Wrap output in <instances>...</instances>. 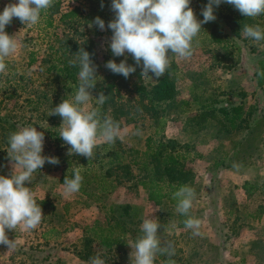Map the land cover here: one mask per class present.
<instances>
[{
  "label": "rangeland",
  "instance_id": "1",
  "mask_svg": "<svg viewBox=\"0 0 264 264\" xmlns=\"http://www.w3.org/2000/svg\"><path fill=\"white\" fill-rule=\"evenodd\" d=\"M15 2L0 0V12ZM207 3L208 0H191L197 20H203L201 12ZM68 8L78 9L81 17L88 15L91 22L99 17L105 22V30L80 23L77 32L70 33L58 21L61 12ZM214 15L216 19L202 24L194 38L190 58L182 60L169 53L171 65L166 72L175 82L176 94L172 102L158 108V114L164 117L162 136L165 132L163 137L180 146L178 174L184 185L196 193L188 216L179 214L176 206L165 200L152 207L146 202V192L133 179H121L117 185L115 180L108 179L113 185L108 193L83 195L91 203L87 199L78 201L86 213L95 211L83 204L93 203L101 209L110 205L113 210L106 219L96 213L93 220L86 214L81 216L83 220H73L79 208L73 201L67 203L66 214L62 213L61 197L65 195L61 192V177L69 176L85 157L68 155L70 146L59 137L61 118L48 116L63 99L71 100L75 94L63 91L59 64L54 70H46L50 56L61 55L57 41L68 43L64 52L68 59L75 58L81 47L90 53L97 69V88L91 93L94 98L90 108L103 107L101 119L111 117L118 123L123 139H117L115 147L140 151L145 146L144 138L153 137L147 112L140 110L128 93L135 73L124 78L108 70L103 62L109 57L120 63V59L130 55L115 57L109 48L112 32L107 24L114 19L111 0H54L53 6L41 13L37 25H23L13 18L6 26V33L14 35L19 47L5 58L7 69L0 73V175L7 178L20 171L8 155V138L24 127H36L44 133L42 155L58 158L59 164L46 162L33 173L31 183H25L37 203H43L44 218L31 231H23L21 226L6 230L15 247L0 245V264H90L91 258L103 256L91 251L94 244H80L85 260L76 261L64 244L72 236L61 235L69 234L77 226H90L92 221L95 227L107 223L119 235L118 247L122 252L111 251L105 259L110 264H127L132 251L127 243L142 235L140 226L146 218L158 220L162 246L170 245L174 253L171 257L158 254L154 264H164L166 260H171V264H264V65L258 66L259 61H264V41L255 43L240 31L244 25L264 29V15L244 17L226 3L214 6ZM211 33L218 35L220 43L211 41ZM74 46L76 51L71 49ZM255 72L262 75L259 86ZM156 81L142 78L144 84ZM107 84L111 85L108 89ZM100 92L107 96L102 106L95 101ZM234 107L241 108V118L233 125L212 112ZM103 143L97 145L95 153ZM132 173L136 175L134 169ZM244 183L246 194L241 189ZM86 190L94 192V188ZM189 217L200 220L199 235L185 228L184 221Z\"/></svg>",
  "mask_w": 264,
  "mask_h": 264
},
{
  "label": "clouds",
  "instance_id": "2",
  "mask_svg": "<svg viewBox=\"0 0 264 264\" xmlns=\"http://www.w3.org/2000/svg\"><path fill=\"white\" fill-rule=\"evenodd\" d=\"M53 3L54 0H16L0 12V73L7 69L5 58L14 54L19 47L14 35L6 33V26L12 23L13 18H18L23 25H37L41 13L51 8ZM190 3L191 0H111L114 19L107 24V28L112 32L109 41L112 55L122 57L126 53L130 54L135 65L142 68L141 78L159 80L171 65L170 54L182 60L192 56L193 40L202 30V24L216 19L214 6L226 3L249 18L264 15V0H208L201 12L203 20H197ZM93 24L99 30H105V22L99 17L88 27L91 28ZM240 31L245 38L255 43L264 41V29L258 25H244ZM126 59L120 63L109 60L105 67L114 74L128 78L136 71V67L128 65ZM69 65L79 67L75 94L71 100L63 99L49 111L48 116L58 115L61 118L59 137L65 145L70 146L68 155H80L91 160L95 158L94 149L99 143L113 145L123 137L117 122L111 117L101 119L99 108H90V101L94 98L91 93L97 83V69L90 53L81 47ZM106 99L107 96L100 92L95 101L102 106ZM8 143V155L13 166L20 170L7 178L0 175V245L11 249L15 244L8 239L6 230L21 226L23 231H31L44 218L42 208L25 183H31L33 173L46 162L57 165L59 160L42 155L44 133L37 131L36 127H24L11 133ZM82 181L80 167L74 168L72 178L66 177L62 183L65 197L77 193ZM195 195L192 187H179L172 194L177 201L176 211L188 216ZM200 223L199 219L189 217L184 221V226L193 230V235H199ZM160 227L155 218L143 220L140 226L142 235L127 243L132 250L130 264H154L158 254L169 257L174 254L170 245L162 246L158 237ZM90 264H105V261L95 256L91 258Z\"/></svg>",
  "mask_w": 264,
  "mask_h": 264
},
{
  "label": "trees",
  "instance_id": "3",
  "mask_svg": "<svg viewBox=\"0 0 264 264\" xmlns=\"http://www.w3.org/2000/svg\"><path fill=\"white\" fill-rule=\"evenodd\" d=\"M81 14L78 9L72 8L69 12L65 13L58 17L59 23L61 20H73L79 17ZM19 21V19L17 20ZM63 26L69 30L70 33L75 34L77 32V27L80 23H61ZM87 23H82L85 25ZM47 27H50V23L45 24ZM211 41L215 44L220 43L218 35L211 33ZM57 50H61V55L59 57L54 55L50 56L48 59V70H54L55 65L59 64V73L62 82L63 91L71 95L75 92L76 86L78 85V71L79 67H73L69 65V61L74 58H66L65 50H67L68 43H61L57 41ZM78 48V47H77ZM72 51H76V46L71 48ZM79 50V49H77ZM85 50V49H84ZM87 51V50H85ZM110 55V54H109ZM109 58V57H108ZM105 58L104 63L110 60V58ZM122 58V57H119ZM125 59H120V62ZM32 61H29V64ZM128 65L136 67L134 72L135 77L130 82L131 91L128 92L133 95L135 101H137V107L140 108L143 112H147L146 115L148 119L151 120V127L153 128V137H149L145 141V152L141 157L138 156L137 151H127L122 148H117L115 145H109L107 143L100 144L98 148L100 151L95 153V158L92 161L82 158L79 160L78 164H81L76 167H80V172L83 177L82 185L78 193L85 196L97 195L108 193L111 188H113L112 182L114 184H120V180H135V183L138 187L143 189L146 192L147 202L152 207H157L161 205L162 201L165 200L169 204L176 206L177 201L173 199L172 194L179 189V187L184 185V180L178 174L179 161L182 159V155L179 153L180 146L171 139H165L162 136V130L164 126V117L158 114V108L162 105L163 108L165 105L169 104L174 100L176 94V87L173 78L166 72L164 76L160 77L153 84H144L141 78V67L135 65L134 60L131 55L126 59ZM264 65V61H259L258 66L261 68ZM151 74V73H150ZM152 75V74H151ZM254 78L256 79V85L261 84L262 75H257L253 73ZM92 92H96V87ZM111 85L107 84L106 88H110ZM142 102H145L143 104ZM100 113H103V107L99 108ZM222 118L228 120L229 124L233 125L236 121L241 118V108L234 107L229 110L226 109H216L215 111ZM104 159L105 162L101 163ZM76 158V157H74ZM142 158L143 161H142ZM104 166L103 170H101ZM96 167V168H95ZM132 169V170H131ZM133 169L136 175H133ZM143 174V175H142ZM73 171L67 178H72ZM142 175V176H139ZM139 176V177H137ZM66 177H61V183H63ZM247 184L244 183L241 187L243 192L246 194ZM94 188V192L89 193L86 189ZM40 207L43 203L38 202ZM122 210H127V207H119ZM113 210V208H112ZM87 244V242H85ZM164 264H171V260H166Z\"/></svg>",
  "mask_w": 264,
  "mask_h": 264
},
{
  "label": "crops",
  "instance_id": "4",
  "mask_svg": "<svg viewBox=\"0 0 264 264\" xmlns=\"http://www.w3.org/2000/svg\"><path fill=\"white\" fill-rule=\"evenodd\" d=\"M72 8H68L67 10L61 12V16L64 15L65 13L69 12ZM61 23H91V21L88 18V15H85L84 17L81 16H77V18L73 19V20H66L63 19L61 20ZM166 127V126H165ZM165 135V132H163V136ZM149 137H151V135L147 136L144 138V141H146ZM165 139H169L168 137H164ZM145 145V143H144ZM127 151H129L128 149H125ZM132 151V150H130ZM138 152V156L141 157L142 154L145 152V146L143 147L142 150L137 151ZM61 192L63 193V188H62V183H61ZM107 195V194H106ZM146 198V197H145ZM88 200V198H86L85 196L81 195L80 193H75L74 195L71 196V198L69 197H61L62 203H61V208L63 209V214H66V210H67V203L68 202H75L76 204H78V201L80 200ZM89 203H91L90 200H88ZM147 202V199H146ZM162 204V203H161ZM79 208H76L75 213L78 212L74 217L73 215H71V217H73V220H81V216H85V214L88 216V219L93 220L94 218L97 217V215L94 217L93 215H95L96 213L101 214L102 217H104L105 219L108 217V215H110L109 212H112V207L109 205V207H103L104 209H101V207H99V205L96 204H83V206L85 207H89L91 208V210L95 211L94 212H89L86 213L87 210L85 209H81L80 205L78 204ZM102 213H99V212ZM129 214V213H128ZM70 216V215H68ZM83 220V219H82ZM105 221V220H104ZM103 221V222H104ZM92 225L89 226V223L86 224L88 225L87 227L84 225L81 226H77L76 228L72 229L70 231V233H64L61 236H72V237H68V243H64L66 244V248L69 247L70 251H68V253H71L70 256H72L76 261H83L85 260V255H83V250L80 251L79 249V245L83 244L85 245V242L89 243L90 245L94 244L91 251L97 253V254H102L103 256H99L101 259H103L105 261V264H110L108 262V260L105 259V256H107V254L111 253V251H116L117 252H122L121 249L118 247L120 245V241L118 239V234H115V232L111 231V227L105 222L100 225L95 223L96 227L93 226L94 221H92L91 223ZM63 244V245H64ZM80 245V248H81ZM83 248V247H82ZM91 255H93L91 253ZM126 264V263H125ZM130 264V263H127Z\"/></svg>",
  "mask_w": 264,
  "mask_h": 264
}]
</instances>
